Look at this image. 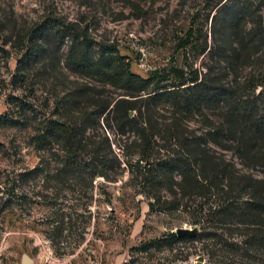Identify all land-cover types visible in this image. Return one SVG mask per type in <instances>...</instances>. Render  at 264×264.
I'll return each mask as SVG.
<instances>
[{
	"label": "rangeland",
	"instance_id": "rangeland-1",
	"mask_svg": "<svg viewBox=\"0 0 264 264\" xmlns=\"http://www.w3.org/2000/svg\"><path fill=\"white\" fill-rule=\"evenodd\" d=\"M219 1L145 0L140 3L143 11L138 12L123 0H0V117L21 121L20 127L0 122V264H22L24 255L33 264H264V254L234 255L217 241L182 237L167 245L156 243L170 241V234L179 228L203 231L204 223L198 215L200 204L182 200L180 209L175 210L179 197L163 189L162 202L175 204L168 205L166 212H151L149 205L156 201L145 182L149 169L143 162L137 166L142 158L140 139L130 130L123 133L111 119L95 116L84 135L86 142L96 144L114 165L113 170H105L102 175L64 167L65 155L58 145L40 148L33 140L39 124L51 118L77 116L71 92L86 88L102 100H112L125 90L121 83L71 72L62 57L39 66L30 64L27 83L16 84L17 59L22 52L13 42L5 44L4 40L15 27H30L45 16L60 15L84 21L91 27L97 45L116 46L130 64L131 72L144 79L149 78L151 71L172 66L210 71V76L219 78L229 69L224 70L225 66L216 59H208L200 46L187 52L177 48L197 11L204 21L209 16L207 23L203 22L212 44L211 28ZM243 5L264 19V6L257 0H235L229 4L225 14L214 21L222 34L219 42L223 47L227 40L223 35L230 31L228 17ZM246 21L250 29L248 17ZM92 53L94 59L100 56L98 48ZM241 62L246 66L236 72L239 90L241 87L247 96H260L257 102H264L260 95L263 87L253 92L247 84L250 79L264 76V53ZM214 68H219V74ZM234 75L225 74L223 79L232 81ZM92 109L85 110L86 116ZM159 110L170 118V113H174L184 129L206 140L213 125L218 124L209 112L205 116L211 124L204 116L182 118L170 104ZM210 147L242 173L261 176L259 172L244 170L235 153L213 144ZM158 151L161 152L157 148L154 158L163 156ZM82 157L83 164L88 162L86 154ZM179 181V176L174 175L172 182ZM160 206L156 203V208ZM204 231L222 233L214 227ZM246 235L242 228L225 234L237 244Z\"/></svg>",
	"mask_w": 264,
	"mask_h": 264
},
{
	"label": "trees",
	"instance_id": "trees-1",
	"mask_svg": "<svg viewBox=\"0 0 264 264\" xmlns=\"http://www.w3.org/2000/svg\"><path fill=\"white\" fill-rule=\"evenodd\" d=\"M143 1L123 0L125 5L138 12L143 11L140 5ZM234 1L220 0L216 5V17L225 14ZM257 1L264 6V0ZM233 12L228 17L230 31L223 35L227 39L226 47L219 42L222 34L214 23L216 17L211 28L212 44H209L205 31L209 16L204 21L200 11L196 12L177 45L178 50L184 52L200 46L208 59L223 64L224 70L227 68L230 72L219 74V68H214L218 70L219 78L210 76V71L172 66L151 71L149 78L144 79L131 72L130 64L116 46L97 45L90 33L91 27L84 21L68 20L60 15L45 16L30 27H15L8 31L4 40L5 44L13 42L22 52L17 59L16 84L27 83L30 64L39 66L57 62L62 57L71 72L99 81L121 83L125 90L112 100H102L99 94H92L86 88L71 92L69 96L71 101H76L77 116L63 120L51 118L39 124L33 140L40 148L58 145L65 155L64 167L71 171L93 170L97 176L104 174L105 170H113L114 165L99 152V147L87 143L84 137L87 124L95 116H105L123 133L130 130L140 139L142 158L137 166L143 162L145 169L148 167L145 182L152 189L153 199L161 205L156 208V203L151 202V212H166L168 205L175 204L162 202L163 189L175 198L179 197L177 206H173L175 210L180 209L182 200L188 204L199 202L198 215L204 223L203 231H199L194 239H187L217 241L234 255L251 253L256 256L264 254V102L262 99L261 103L257 102L260 96H247L241 87L239 90L236 72L246 66L241 60L249 61L264 53V19L256 11L246 10L244 5ZM94 48H98L100 54L96 59L92 53ZM234 73V80L227 82L223 79L225 74ZM247 84L248 88L252 86L253 92L263 87L260 95L264 100V76L250 79ZM166 104H170L182 118L199 115L207 119L205 115L209 112L218 124L213 125L214 130L206 140L184 129L183 122L174 113H170V118L163 114L164 110L157 111ZM89 108L93 109L86 116L85 110ZM60 113L59 110L56 114ZM131 113H134L133 117ZM0 122L12 127L21 126V121L7 116H1ZM210 144L235 153L244 170L259 172L261 176L237 170L216 155ZM157 148L163 153L160 158H154ZM84 154L89 157L85 164L81 161ZM174 175L179 176V183L172 182ZM213 227L222 233L204 231ZM239 228L247 232L243 242H230L225 234ZM178 239L172 233L170 241L156 243L167 245Z\"/></svg>",
	"mask_w": 264,
	"mask_h": 264
},
{
	"label": "water",
	"instance_id": "water-1",
	"mask_svg": "<svg viewBox=\"0 0 264 264\" xmlns=\"http://www.w3.org/2000/svg\"><path fill=\"white\" fill-rule=\"evenodd\" d=\"M175 234L179 238L182 237L195 238L199 234V229L179 228L176 230ZM22 264H33V260L28 255H24L22 259Z\"/></svg>",
	"mask_w": 264,
	"mask_h": 264
}]
</instances>
